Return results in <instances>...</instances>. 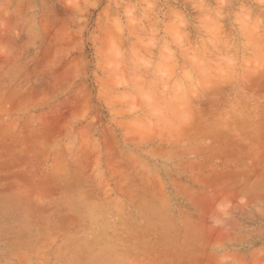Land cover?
<instances>
[{"label": "rangeland", "instance_id": "obj_1", "mask_svg": "<svg viewBox=\"0 0 264 264\" xmlns=\"http://www.w3.org/2000/svg\"><path fill=\"white\" fill-rule=\"evenodd\" d=\"M0 264H264V0H0Z\"/></svg>", "mask_w": 264, "mask_h": 264}]
</instances>
